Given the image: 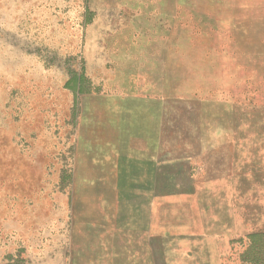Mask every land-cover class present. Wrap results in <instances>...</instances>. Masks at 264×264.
<instances>
[{"label": "rangeland", "instance_id": "374dc122", "mask_svg": "<svg viewBox=\"0 0 264 264\" xmlns=\"http://www.w3.org/2000/svg\"><path fill=\"white\" fill-rule=\"evenodd\" d=\"M124 129L208 151L182 187L186 263L248 264L246 235L264 229V0H0V264H152L119 228L118 197L139 193L114 161ZM113 236L127 257L111 258Z\"/></svg>", "mask_w": 264, "mask_h": 264}, {"label": "crops", "instance_id": "0c3cea01", "mask_svg": "<svg viewBox=\"0 0 264 264\" xmlns=\"http://www.w3.org/2000/svg\"><path fill=\"white\" fill-rule=\"evenodd\" d=\"M164 134L153 129H124L118 135L114 161L123 174H130L129 184L139 185V193L131 189L129 194L118 197L117 205L122 217L119 228L123 236L127 232L140 234L141 246L147 249L152 264H155L154 251L158 248L159 252L164 251L160 256H165L170 262L168 264H187L192 251L186 249L193 246L195 231L183 223L187 219L182 215L193 206V194L182 187L188 185V179L192 183L195 168L204 161L200 155L208 151L195 149L187 137L177 136L176 131H173V136ZM162 186H165L164 190ZM173 206H177L182 223L179 221L177 225L170 226L168 214ZM117 242L113 236L106 247L113 252V260L127 257L131 249L125 240L122 249L116 246ZM173 255L180 257V261H170ZM190 260L191 264H208L206 258L202 263L193 258Z\"/></svg>", "mask_w": 264, "mask_h": 264}, {"label": "trees", "instance_id": "16d2710c", "mask_svg": "<svg viewBox=\"0 0 264 264\" xmlns=\"http://www.w3.org/2000/svg\"><path fill=\"white\" fill-rule=\"evenodd\" d=\"M248 243L240 253V259L248 264H264V229H256L246 235ZM242 241V238L239 239Z\"/></svg>", "mask_w": 264, "mask_h": 264}]
</instances>
